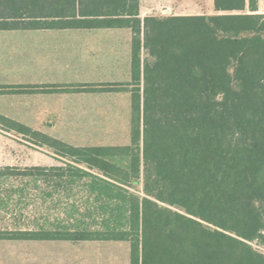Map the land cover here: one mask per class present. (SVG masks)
Here are the masks:
<instances>
[{
  "label": "trees",
  "instance_id": "16d2710c",
  "mask_svg": "<svg viewBox=\"0 0 264 264\" xmlns=\"http://www.w3.org/2000/svg\"><path fill=\"white\" fill-rule=\"evenodd\" d=\"M214 9L142 18L140 0H0V30L132 31L130 81L0 85V94L128 92L131 106L127 145H74L0 113V129L63 160L0 176L30 178L45 202L77 188L87 203L83 219L0 229V239L125 241L130 264H264L253 245L264 246V13L258 0Z\"/></svg>",
  "mask_w": 264,
  "mask_h": 264
},
{
  "label": "rangeland",
  "instance_id": "374dc122",
  "mask_svg": "<svg viewBox=\"0 0 264 264\" xmlns=\"http://www.w3.org/2000/svg\"><path fill=\"white\" fill-rule=\"evenodd\" d=\"M192 1V2H190ZM259 1V0H258ZM264 1V0H260ZM154 4L152 15H173L180 12L207 13L214 8V0H143L145 6ZM259 4H261L259 2ZM258 12L264 13V2ZM26 33L0 32V50L20 47L18 42L27 43L31 37ZM115 44L121 53H126V35H116ZM128 67L122 62L113 67L98 69L91 78L105 81H125ZM2 72L0 71V80ZM1 84V83H0ZM8 85V84H6ZM14 85V84H12ZM17 85V84H15ZM27 100L0 96V112H11L16 118L35 128L50 129L48 134L74 145H127L131 141L130 94H94L90 99L76 100V115L41 116L27 113ZM63 160L47 147L28 141L26 137L12 131L0 129V168L10 167L22 171L31 166L60 165ZM39 186L43 187L39 182ZM20 188L24 189L23 193ZM137 192H141V187ZM33 181L21 175L0 176V229L53 227L63 217L74 213L83 219L84 192L74 190L56 194L46 202ZM78 204L73 210L71 203ZM73 210V211H72ZM82 210V211H81ZM60 218V220H59ZM77 219L64 223H76ZM91 222V218H85ZM55 223V224H54ZM264 251V246H258ZM0 264H130V245L125 241H0Z\"/></svg>",
  "mask_w": 264,
  "mask_h": 264
},
{
  "label": "crops",
  "instance_id": "0c3cea01",
  "mask_svg": "<svg viewBox=\"0 0 264 264\" xmlns=\"http://www.w3.org/2000/svg\"><path fill=\"white\" fill-rule=\"evenodd\" d=\"M186 0V9L191 6ZM192 2V1H190ZM259 2L262 4L264 1ZM259 4V10L262 5ZM155 9L151 2L145 6L140 0V14L144 18L152 15ZM204 14H213L215 9ZM261 11V10H260ZM203 14L180 12L173 15ZM7 33H26L31 38L24 42L19 41L20 47L11 50H0V71L2 72L0 85H43V84H79V83H106L104 79L91 78L98 69L113 67L122 62L128 67L127 82L131 79V39L130 28H54V29H11L0 30ZM126 35V53L122 54L120 47L115 44L116 35ZM1 49V47H0ZM96 93H25L0 94L1 97L27 100V113L41 116L76 115V100L90 99ZM13 118L11 112H0ZM16 119V118H14ZM18 120V119H16ZM20 121V120H18ZM22 122V121H21ZM25 123V122H23ZM26 124V123H25ZM29 125V124H27ZM43 132H50L47 128H35ZM3 130V129H2ZM58 138V137H57ZM61 139V138H60ZM6 239H0L3 241ZM32 241L36 240H7ZM51 242V241H37Z\"/></svg>",
  "mask_w": 264,
  "mask_h": 264
}]
</instances>
